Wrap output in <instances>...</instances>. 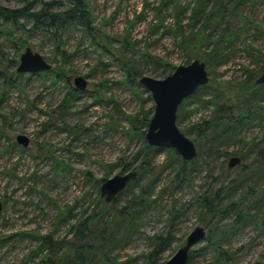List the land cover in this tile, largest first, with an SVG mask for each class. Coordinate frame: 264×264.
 Instances as JSON below:
<instances>
[{"label": "rangeland", "instance_id": "1", "mask_svg": "<svg viewBox=\"0 0 264 264\" xmlns=\"http://www.w3.org/2000/svg\"><path fill=\"white\" fill-rule=\"evenodd\" d=\"M27 1L0 0L10 7H21ZM85 1L93 18L92 31L71 22L55 30V25L39 23L34 27L33 21L23 16L18 18L19 23L0 19L3 23L0 27V264H37L45 253V247L40 248L43 236L68 238L70 224L83 211L90 213L101 207L98 197L101 182L96 185L95 179L119 173V157L124 155L130 160L132 153L141 147L139 135L129 130V116L138 113L141 107L154 108L150 92L139 82L140 76L168 75L164 63L175 68L194 58L205 62L209 83L196 92L197 100L190 98L181 104L183 111L176 121L194 139L196 125L211 118L212 105L207 100L214 97L216 101H225L237 92L235 86L247 76L246 69H254V75L258 76L264 68V0H256L253 5L250 14L255 24L249 25L245 40L240 37L234 44L224 39L216 41L220 44L213 42L222 51H216L215 60L206 57L202 48L197 56L187 59L186 52L177 45V33L169 27H156L158 20L151 7L159 0H146L147 4L145 0ZM53 2L51 10L67 5L65 0ZM175 2L191 7L196 0ZM190 11V8L183 11L184 25ZM165 14L164 24L170 25L174 22L172 6ZM248 43L254 48L250 54L245 50ZM27 45L51 63V70L11 74ZM126 58L136 69L132 80H126L127 67L123 65ZM58 66L65 70L66 78L56 77L52 72ZM76 75L86 77L87 87L72 91L69 106L61 108L63 97L74 87ZM240 101L247 98L243 96ZM260 103L264 105V101ZM260 115L261 118L244 125L236 137L224 142L228 155L208 166L195 164L191 181L173 192L178 198L174 208L179 214L176 239L163 257L173 254L196 225L207 228L211 218L194 202L197 192L229 185L228 192L234 199H240L244 210L253 209L247 188L238 184V178L246 177L244 183L256 186L264 182V163L254 161L258 146L253 148V141L264 139V113ZM19 133L28 136L27 145L16 141ZM171 149L158 146L151 153L160 162ZM232 155H243L246 160L243 158L229 166L228 171L223 170L224 164L220 162L226 158V166ZM245 166L249 168L242 173ZM256 166L263 167V171L253 169ZM234 177L236 180L232 182ZM169 194L149 209L144 223L124 247L116 246L120 260L138 258L148 249L147 236L163 229L171 209L170 199L174 197ZM166 200L168 209L162 208ZM230 216L222 222L226 223ZM256 223L249 222L228 232L223 241L225 247L232 248L235 264L264 261V224ZM204 242L202 239L192 248ZM210 252L195 258V264H223L213 260Z\"/></svg>", "mask_w": 264, "mask_h": 264}, {"label": "trees", "instance_id": "2", "mask_svg": "<svg viewBox=\"0 0 264 264\" xmlns=\"http://www.w3.org/2000/svg\"><path fill=\"white\" fill-rule=\"evenodd\" d=\"M65 1H67V5H62L63 8L60 10H51L54 5L53 0H29L21 7H10L0 2V19L19 23L18 18L23 16L27 20H32L34 27L41 23L49 27L55 25V30L59 26H64L66 22H71L75 25H82L86 31H92L93 18L86 1ZM255 1L196 0L195 4L189 7L188 4L177 5L175 0H159L151 8L158 20L156 27H169L177 33V45L186 52L187 59L197 56L201 53L202 48V53L204 52L206 57L209 56L211 60H215L216 51L218 53L222 51L220 46H215L213 42L220 44L216 41L224 39L229 44H234L240 37L244 40L247 38L245 34L249 25L254 23L250 12L253 11ZM34 4H38L39 7L35 8ZM171 6L174 10V22L165 25V12ZM187 8H190L191 11L189 16H186L188 17L187 23L184 25L182 14ZM1 26L3 23L0 21ZM252 49H254L252 44L248 43L245 50L250 54ZM126 60L128 62L123 61V65L127 67L126 80H132L136 77V69L130 64L128 58ZM160 62L163 61L160 60ZM164 64L170 73L174 66ZM52 72L56 77L66 78L67 76L65 70L59 66ZM246 73L247 76L243 81L238 82L235 86L237 92L231 97H227L225 101H216L214 97L207 100L212 105L211 118L203 119L196 125L197 135L192 140L196 145L197 154L191 160L181 158L173 149L169 150L167 158H164L163 161L159 162L155 159L151 153L154 147L149 145L144 137L153 113V106L147 109L141 107L138 113L129 116V130L139 135L142 145L132 153V156L130 155V160L124 155L120 156L118 164L120 165V172L130 169L136 170V177L128 182L124 191L109 202L99 195L101 207L98 210L94 208L90 213L83 211L70 224V237L63 236L56 239L51 235L43 236L40 248L42 250L45 247V253L37 264H126L131 261L140 262V264H162L170 256L163 257V253L170 249L176 239L175 227L179 214L178 211L174 210L178 200L174 196V191L191 181L192 176L190 175L195 164L204 163L208 166L213 164L215 160L228 155V151L223 147L224 142L231 137H236L244 125L254 118H261L259 114L264 113V105L260 103L264 101V83L255 81L258 76L254 75V69L248 68ZM202 86L204 85L199 86L181 104L190 98L197 100L196 92ZM75 90L73 87L63 97L60 104L61 108L69 106L70 95L72 91L76 92ZM243 96H245V100L247 98V101H240ZM231 100L238 102V104H232ZM181 104L178 107L176 121L183 111ZM263 142L264 139H261L260 142L253 141V148L258 146V150L249 149L250 151L254 150L256 155L254 161L259 163H264ZM243 158L245 159L242 155L240 161ZM225 160L226 158L220 163L224 164L222 169L228 171L230 168L228 164L225 166ZM249 166H245L246 168L242 169V173ZM256 168L263 171L261 166L253 167V169ZM104 179L105 177L96 178V185ZM245 179L246 177L242 179L240 175L238 184L242 183L241 185L247 188L246 192L252 200L253 209L244 210V207L240 205V199H234L232 193L228 192V189L231 188L229 185H222L224 187L219 185L216 188L209 187L203 192L195 194L194 202L203 208L211 220L206 228L205 242L197 248L190 249L188 264H195V258L206 254L208 250L211 251L213 260L221 261L223 264H235L232 248L230 246L225 247L223 242L227 239L228 232H234L249 222L264 224V182H259L260 184L256 186L244 183ZM234 180H236L235 177L232 178V182ZM166 193L173 194L174 197L170 199L171 209L167 208L168 199L163 204L162 208L166 207L169 211L163 229L147 236L148 249L142 251L138 258L131 257V261L120 260L116 246L124 247L128 243L140 225L144 223L143 218L148 214L149 209L153 205L159 204L158 200L163 199ZM122 195L125 197L121 200ZM252 210L254 211L252 212ZM229 214H231L229 220L223 223L222 220L227 218ZM72 215L69 214V216ZM247 264H264V261L257 260Z\"/></svg>", "mask_w": 264, "mask_h": 264}, {"label": "water", "instance_id": "3", "mask_svg": "<svg viewBox=\"0 0 264 264\" xmlns=\"http://www.w3.org/2000/svg\"><path fill=\"white\" fill-rule=\"evenodd\" d=\"M18 71L37 72L51 67L39 52L26 46L19 57ZM209 81L205 62L194 58L187 64L177 65L168 75L156 78L142 75L139 82L150 92L154 101L153 113L149 119L144 137L149 145L173 148L183 159L191 160L197 154L194 141L188 137L177 125V111L181 102L194 93L201 85ZM264 83V68L255 80ZM74 88L83 90L87 87V79L82 75L73 77ZM16 141L27 145L28 136L17 134ZM240 161V157L232 155L227 164L233 166ZM137 171L130 169L115 173L101 181L100 194L105 201L114 199L126 188L128 182L136 177ZM1 205V204H0ZM206 236V228L196 225L185 237L184 242L162 264H188L190 249Z\"/></svg>", "mask_w": 264, "mask_h": 264}, {"label": "bare ground", "instance_id": "4", "mask_svg": "<svg viewBox=\"0 0 264 264\" xmlns=\"http://www.w3.org/2000/svg\"><path fill=\"white\" fill-rule=\"evenodd\" d=\"M19 63L20 62H17V61H15V66L13 67V69H12V71H11V74H15V75H17V74H22V73H34V72H32V71H18L17 70V67H18V65H19ZM52 66V65H51ZM51 68L52 67H50L49 69H46V70H40V71H37V72H46V71H49V70H51ZM11 76V80L13 81V77H12V75H10ZM76 90H78V89H76ZM151 146H153V147H158V146H154V145H151ZM159 148H161V146H159ZM182 158V157H181ZM132 180V179H131ZM101 195V194H100ZM102 196V195H101ZM103 197V196H102ZM104 198V197H103ZM1 203V202H0Z\"/></svg>", "mask_w": 264, "mask_h": 264}]
</instances>
